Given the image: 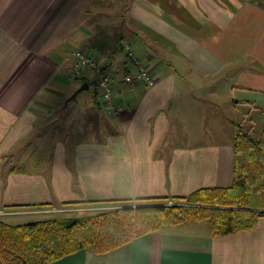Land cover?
Listing matches in <instances>:
<instances>
[{"label":"crops","instance_id":"crops-1","mask_svg":"<svg viewBox=\"0 0 264 264\" xmlns=\"http://www.w3.org/2000/svg\"><path fill=\"white\" fill-rule=\"evenodd\" d=\"M125 42L151 71L152 86L122 81L136 70ZM77 49L112 74L113 112L101 109L91 85L72 96L95 74L87 70L74 84ZM220 76L223 85L212 88ZM247 90L264 96L262 0H0V216L28 223L48 208L86 206L66 202L171 201L231 185L234 127L243 125L223 106L261 108L257 98L237 97ZM73 101L82 115L75 121ZM84 117L99 136L67 141L68 131L88 130ZM202 221L47 264H264V217L216 236Z\"/></svg>","mask_w":264,"mask_h":264},{"label":"trees","instance_id":"trees-1","mask_svg":"<svg viewBox=\"0 0 264 264\" xmlns=\"http://www.w3.org/2000/svg\"><path fill=\"white\" fill-rule=\"evenodd\" d=\"M99 71L105 70L100 66ZM82 75L70 78L80 81ZM91 86L104 110L97 82ZM233 134L235 164L231 185L172 197L170 204L168 197L66 202L62 204L65 207H115L28 223L11 224L0 219V264H47L82 248L103 253L162 226L187 221L207 220L213 236L252 228L264 217V126L258 137L240 125H235Z\"/></svg>","mask_w":264,"mask_h":264},{"label":"rangeland","instance_id":"rangeland-1","mask_svg":"<svg viewBox=\"0 0 264 264\" xmlns=\"http://www.w3.org/2000/svg\"><path fill=\"white\" fill-rule=\"evenodd\" d=\"M79 80H75L74 84L78 83ZM223 81L224 77L220 76L217 77V85L216 87L212 86V88H218L219 84L223 85ZM93 85V84H92ZM94 86H91L89 91L93 89ZM205 89H207V85L204 86ZM195 89V87H190L188 90L191 92ZM203 89V88H201ZM201 89H196V91L201 90ZM213 90V89H212ZM83 94H81L82 96H79L78 101H81V98L84 96L85 93H87L86 91L81 92ZM207 93H211L210 90H207ZM239 98H245V99H250V98H257L259 99L260 103H262V107H252V104L245 102V101H240L239 103H237L238 108L237 109H233L231 107V102H226L227 104L225 105V107L223 106V109L225 111V115L230 116L233 115L235 116V120L237 122H241L243 125V129H248L250 126L251 127V133L253 136L258 137L263 129L264 126V96L259 95V94H254L252 91H245V92H239L238 96ZM235 99V98H234ZM77 105H80L79 102H70V104L67 106L68 109L70 110V114H72V112L74 113V121L76 118H79L81 115L80 111L78 109H73L74 107H77ZM57 108V106H55ZM247 116V117H246ZM85 121L88 122L87 124V129H85L84 133H76L74 131V134L70 133L69 131L64 135L67 138V141H70L71 138L73 139H81V138H91V137H97L99 136L98 131H94V127L92 124V120L89 117H84ZM249 119L252 120V123H250ZM74 122L72 123V119L69 121L68 123V128L67 129H71L72 126H74ZM208 124H206V120L202 121L201 126L206 127ZM209 126V125H208ZM105 129L102 130L100 135H103ZM250 130V129H249ZM84 131V129L82 130ZM94 131V132H93ZM105 132H107V129L105 130ZM225 135V134H224ZM203 136H207V135H203ZM210 136H215V135H210ZM219 136H223L222 134H219ZM69 143V142H68ZM168 203L170 204L171 201H168ZM115 206H111V205H97V206H92V207H69V208H48L46 209V211L40 212L37 215H40V219L38 220H43V219H47V218H58V217H66V216H75V215H84V214H94L100 211H105L106 209H111L114 208ZM35 215V214H33ZM0 219L4 220V221H10V222H18L19 220H16L15 218H10V217H5V216H0ZM202 223H207L206 220H203ZM14 224V223H11ZM205 225V224H204ZM207 225V224H206Z\"/></svg>","mask_w":264,"mask_h":264},{"label":"built area","instance_id":"built-area-1","mask_svg":"<svg viewBox=\"0 0 264 264\" xmlns=\"http://www.w3.org/2000/svg\"><path fill=\"white\" fill-rule=\"evenodd\" d=\"M264 3V0H262ZM123 48L127 53L128 58L136 66V70L133 73L126 72L122 75V81L127 85L133 86L135 84H145L147 86H152L155 83L154 77L144 63L137 58L131 51L130 44L125 42ZM99 62L97 58L87 53L81 49H77L73 52V63L69 70V75L71 78L79 77L87 69H95L99 72V77L97 79V89L99 91V101L102 108L106 113H111L114 110V79L112 74L107 71H99ZM2 212H0L1 214Z\"/></svg>","mask_w":264,"mask_h":264},{"label":"water","instance_id":"water-1","mask_svg":"<svg viewBox=\"0 0 264 264\" xmlns=\"http://www.w3.org/2000/svg\"><path fill=\"white\" fill-rule=\"evenodd\" d=\"M98 77H99V72L96 71L95 74H94V77H93L90 81L83 82V83L78 87V89L73 93L72 96L74 97L75 94H76L77 92H80V91H82V90H84V89H87L90 85L94 84V83L97 81Z\"/></svg>","mask_w":264,"mask_h":264}]
</instances>
